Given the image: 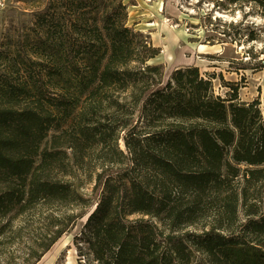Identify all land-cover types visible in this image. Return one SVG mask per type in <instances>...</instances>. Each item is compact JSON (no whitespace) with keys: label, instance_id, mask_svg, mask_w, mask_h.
<instances>
[{"label":"trees","instance_id":"trees-1","mask_svg":"<svg viewBox=\"0 0 264 264\" xmlns=\"http://www.w3.org/2000/svg\"><path fill=\"white\" fill-rule=\"evenodd\" d=\"M126 18L49 0L0 55V264H37L92 207L97 264H264V95L221 99L196 67L163 82Z\"/></svg>","mask_w":264,"mask_h":264},{"label":"rangeland","instance_id":"rangeland-1","mask_svg":"<svg viewBox=\"0 0 264 264\" xmlns=\"http://www.w3.org/2000/svg\"><path fill=\"white\" fill-rule=\"evenodd\" d=\"M5 1L6 6L0 11V55L6 52L21 55L27 50L22 36L34 25L36 15L46 9L49 0ZM126 4V26L146 36L158 50V55L148 64L163 68V82L170 77L163 52L169 35L173 38L171 51L175 57L180 53L188 57L193 51L191 65H178L175 69L196 67L202 78L211 80L214 96L221 99H230L236 89L239 102L262 100L264 9L255 1L126 0ZM108 114L109 111L103 115ZM120 148L123 149L121 142ZM92 154L94 156L98 151ZM81 185L83 193L88 194L92 188L90 176L82 179ZM92 209L86 211L74 228L63 235L37 264H97L80 240L86 217Z\"/></svg>","mask_w":264,"mask_h":264},{"label":"bare ground","instance_id":"bare-ground-1","mask_svg":"<svg viewBox=\"0 0 264 264\" xmlns=\"http://www.w3.org/2000/svg\"><path fill=\"white\" fill-rule=\"evenodd\" d=\"M173 44H174L173 38L171 36L167 35V38H166V40L164 42V46H163V50H164L163 52H164V54L166 56L165 57V61L168 64L167 72H170L168 77L171 75L173 69H175L176 66H178V65H187V66H189L193 62V57L190 56L191 54H193V51H191V54L188 57H186L184 55V53H180L177 57H175L173 55V51H171L172 48H173Z\"/></svg>","mask_w":264,"mask_h":264},{"label":"built area","instance_id":"built-area-1","mask_svg":"<svg viewBox=\"0 0 264 264\" xmlns=\"http://www.w3.org/2000/svg\"><path fill=\"white\" fill-rule=\"evenodd\" d=\"M6 6V1L5 0H0V11H2Z\"/></svg>","mask_w":264,"mask_h":264}]
</instances>
